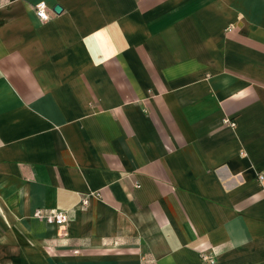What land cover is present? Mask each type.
<instances>
[{"label":"crops","instance_id":"crops-1","mask_svg":"<svg viewBox=\"0 0 264 264\" xmlns=\"http://www.w3.org/2000/svg\"><path fill=\"white\" fill-rule=\"evenodd\" d=\"M262 172L264 0H0V264H264Z\"/></svg>","mask_w":264,"mask_h":264},{"label":"built area","instance_id":"built-area-1","mask_svg":"<svg viewBox=\"0 0 264 264\" xmlns=\"http://www.w3.org/2000/svg\"><path fill=\"white\" fill-rule=\"evenodd\" d=\"M36 15L43 21L50 19V13L48 6L45 1H40L35 4ZM259 180L264 179V172L258 174ZM98 195V193L96 194ZM88 198L85 197L82 200V204L85 206L88 204ZM33 216L36 219L44 221L48 224L56 225L60 228H66L70 223V218L66 210L59 209H45L43 207H38L34 210ZM204 258L210 262H213V258L210 256H204Z\"/></svg>","mask_w":264,"mask_h":264},{"label":"water","instance_id":"water-1","mask_svg":"<svg viewBox=\"0 0 264 264\" xmlns=\"http://www.w3.org/2000/svg\"><path fill=\"white\" fill-rule=\"evenodd\" d=\"M60 10H61V7L57 5V6L55 7V11H56V12H60Z\"/></svg>","mask_w":264,"mask_h":264}]
</instances>
